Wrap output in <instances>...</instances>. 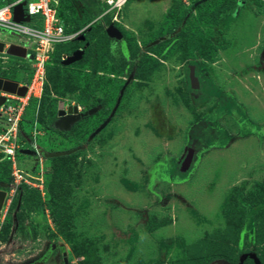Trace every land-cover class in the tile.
Here are the masks:
<instances>
[{"label":"rangeland","instance_id":"374dc122","mask_svg":"<svg viewBox=\"0 0 264 264\" xmlns=\"http://www.w3.org/2000/svg\"><path fill=\"white\" fill-rule=\"evenodd\" d=\"M69 1L81 15L89 5ZM202 1L129 0L110 55L85 43L86 62L62 69L76 85H43L29 101L15 155L28 183L14 184L0 153V178L13 194L1 211L0 264H207L214 254L237 261L240 220L264 201V0H233L218 26L198 18ZM29 70L0 53V77L23 84ZM131 74L114 115L88 139ZM60 100L96 110L58 129ZM188 147L192 160L180 171Z\"/></svg>","mask_w":264,"mask_h":264},{"label":"built area","instance_id":"2783aa9c","mask_svg":"<svg viewBox=\"0 0 264 264\" xmlns=\"http://www.w3.org/2000/svg\"><path fill=\"white\" fill-rule=\"evenodd\" d=\"M128 1L97 0L100 12L91 23L99 20L109 21V24L118 22V16ZM21 2L24 3V14L29 16V20L25 22H17L13 19V8ZM58 2L59 0H9L0 5V29L11 34V40L16 39L13 41L14 44L26 48V57L16 58L23 60L30 68L26 81L23 84L18 83L19 86H26L24 96L0 92V95L6 98L5 103L0 106V119H2L0 122V153L11 162V176H13L16 186L21 181L28 183V180L25 179L27 174L18 169L15 162V155L20 148L17 143V134L25 108L31 99L39 98L42 94L46 79V66L51 61V54L55 45L68 43L75 38L78 39L91 24L76 32H65L57 13ZM39 22L40 26L37 24ZM10 43L5 42L4 48ZM28 53H30V58ZM67 56L62 53L61 60ZM10 191H12V187L6 193L4 202L6 204L11 201L13 196Z\"/></svg>","mask_w":264,"mask_h":264},{"label":"trees","instance_id":"16d2710c","mask_svg":"<svg viewBox=\"0 0 264 264\" xmlns=\"http://www.w3.org/2000/svg\"><path fill=\"white\" fill-rule=\"evenodd\" d=\"M7 1L9 0H0V5L4 4ZM233 3H234L233 0H204L197 6L198 18L202 21L208 22L211 25L218 26L229 17L230 8ZM175 4L176 3H174L173 6H175ZM99 12H100V6L97 0H89V5L85 7L84 11H82V15L80 12L76 13L74 7L71 6L69 0H59L57 7L58 16L60 17L64 26V30L67 33L76 32L86 27L93 21V19L96 17V15ZM184 12H185L184 13L185 21H188L189 17L192 14L191 13L192 11L191 9L188 8ZM37 24L40 26V22ZM108 24L109 21H102V20L95 21L85 29L83 33L85 39L83 41H80L77 38H75L68 43L55 45L54 50L51 54L52 57L51 61L46 66V79L44 82V86L46 90H48L47 87L49 84H51L54 87H57V85L74 87L76 85V82L78 81V78L73 77V75L72 77H70V75L69 76L64 75L62 73V69L67 68L71 65H77L81 63V61L86 62L87 60V58H83V59L81 58L82 59V60L80 59L81 61L78 60L70 65H64L62 64V60H61L62 53H65L66 55H70L74 50L80 48L85 43L87 42L89 43L91 40H93L94 50L97 53H99L100 56L108 57L110 55L109 53L110 49L108 45L109 37L105 32L106 25ZM114 24H116V22H114ZM178 35L180 36V34H177L176 36ZM158 45H151L147 48V50L151 51L156 47H158ZM214 48L217 47L214 46ZM203 56L204 58H206L205 55ZM195 75L197 76L196 73ZM202 85L204 87L206 86V84H202ZM263 212H264L263 208L258 209L255 212L254 217L256 218L257 216L261 215ZM239 224H240L239 225L240 228L242 223ZM253 224L255 225V222ZM217 257L220 256L214 254L207 261H210Z\"/></svg>","mask_w":264,"mask_h":264},{"label":"water","instance_id":"95a60500","mask_svg":"<svg viewBox=\"0 0 264 264\" xmlns=\"http://www.w3.org/2000/svg\"><path fill=\"white\" fill-rule=\"evenodd\" d=\"M23 5H24V3L21 2V3H18L17 5H15L13 8V19L17 22H25V21L29 20V16L24 14ZM105 32L109 38H115V39H121L122 38L121 31L112 23L109 24L105 28ZM0 34L3 36H6V39H7V37L10 38V35H11V34L5 32L4 30H1V29H0ZM164 38L165 37H162L161 40H163ZM78 39L84 40V35L81 34L78 37ZM4 46H5L4 41L0 40V52H5L9 56H13V57H17V58H25L26 57V48L24 46L17 45L14 43H10L6 48H4ZM83 53H84V51L80 48L74 50L70 55H68L65 59L62 60V64L70 65V64L80 60L83 56ZM261 57L264 58V46L262 49ZM187 69H188V79H189L190 87L192 89H195L199 85L198 77L195 75V67L193 64H188ZM132 77H133L132 74L129 75L128 79L125 81L124 85L122 86L120 93H119V96L117 98L116 104L114 105L113 109L111 110L109 116L106 118V120L103 123H101L89 135L88 139H91L93 136L98 134L107 125V123L110 121V119L112 118V116L114 115V113L117 109L121 95L123 93V90L125 89V86L128 84V82L132 79ZM0 92L16 94L18 96H24L25 92H26V86H24V85L19 86L17 81L10 80V79H4V78L0 77ZM5 101H6L5 96L0 95V106L2 104H4ZM95 110L96 109H91L88 112H85L83 114H79L76 106H69L65 109L64 108V102L60 100L58 102V110H57L58 119L54 122V125L58 129L67 130V129H69V127L72 123H74L75 121H78L80 118H82L83 116H85L87 114L93 113ZM0 115H1V113H0ZM57 122L60 123V125ZM56 123H57V125H56ZM75 150L76 149L72 148V149H68V150H64V151L47 152V153H44V155H45V157L52 158V157H58V156H64L67 154H71ZM20 152L24 153V154L35 153L33 150H30V149H20ZM193 153H194V150L192 148H190V147L186 148L184 158H183L181 165H180V171H185L189 167L191 160H192ZM10 188H11L10 183H7L5 181L0 180V215H1V211H2L4 201L6 198L7 190ZM250 257L254 260V264H260L259 260L253 254H250ZM220 261L221 260H216L214 262H217V264H219ZM242 262H243V258H240L238 264H242Z\"/></svg>","mask_w":264,"mask_h":264},{"label":"flooded vegetation","instance_id":"af4514ba","mask_svg":"<svg viewBox=\"0 0 264 264\" xmlns=\"http://www.w3.org/2000/svg\"><path fill=\"white\" fill-rule=\"evenodd\" d=\"M80 41H83V40H80ZM199 87L200 86L198 85L197 88H195V89L191 88V90L196 91L199 89ZM120 100H121V98H120ZM119 103H120V101H119ZM64 107L67 108L69 106L64 105ZM95 107H101V105L98 104ZM78 113L83 114V113H85V111L78 112ZM180 165H181V163L179 164V169H180ZM7 191H9V189ZM261 204H263V205H261ZM257 205H259V209L260 208L264 209V201H258ZM257 210L258 209H256L254 212H256ZM249 219H253L251 221L252 223L255 222V225H253V228H252L254 244L251 247H249L251 245L250 243L248 244V243L244 242L245 234L250 232V229L248 227ZM240 223H242V224H241L240 232H239V235H240L239 236L240 237L239 243L237 245L240 252L237 256V261L235 263H232V261L227 257H217V258L210 260L207 264H217V262H214L216 260H221L219 264H238L240 258H243L242 264H254V260L250 257V254H253L259 260L260 264H264V212L261 215L257 216L256 218L254 217V215H251V216L247 215V217H245V219H244V217H242L240 220ZM64 264H68L66 260H64Z\"/></svg>","mask_w":264,"mask_h":264},{"label":"crops","instance_id":"0c3cea01","mask_svg":"<svg viewBox=\"0 0 264 264\" xmlns=\"http://www.w3.org/2000/svg\"><path fill=\"white\" fill-rule=\"evenodd\" d=\"M10 40H11V39H10ZM12 40L16 41V39H14V38H13ZM261 58H262V57H261ZM263 62H264V59H263ZM237 72H238V77H240V76H241L242 78L245 77L244 75L246 74V72H245L244 70L242 71L241 69L238 68V69H237ZM235 77H236V76H235ZM236 78H237V77H236ZM237 79L239 80V78H237ZM240 79H241V78H240ZM240 81H241V80H240ZM234 90H236L235 92L238 93L237 89H234ZM0 160H1V159H0ZM0 180H2V178H0ZM4 202H5V201H4ZM5 204H6V203H4L3 208H5ZM2 216H4V215H3V213L1 212L0 220H1Z\"/></svg>","mask_w":264,"mask_h":264}]
</instances>
